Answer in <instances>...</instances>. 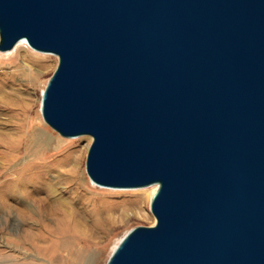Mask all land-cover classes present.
<instances>
[{"label":"water","instance_id":"water-1","mask_svg":"<svg viewBox=\"0 0 264 264\" xmlns=\"http://www.w3.org/2000/svg\"><path fill=\"white\" fill-rule=\"evenodd\" d=\"M57 56L45 124L97 186L157 185L106 264H264V0H0V52Z\"/></svg>","mask_w":264,"mask_h":264},{"label":"bare ground","instance_id":"bare-ground-1","mask_svg":"<svg viewBox=\"0 0 264 264\" xmlns=\"http://www.w3.org/2000/svg\"><path fill=\"white\" fill-rule=\"evenodd\" d=\"M28 50L34 51L22 41L0 52L1 64L19 63L13 70L0 67V233L7 224L13 234L3 242L7 259L0 264H89L93 255L87 256V244H96L111 231L115 215L129 217L133 215L129 210L137 215L140 204H97V193L85 188L82 152L60 155L55 163L43 158L56 141L35 125L39 112L42 119L43 91L38 98L32 97L36 87L32 68L38 63L21 62ZM40 56L34 59L47 62ZM149 187L142 194L147 202L158 186Z\"/></svg>","mask_w":264,"mask_h":264},{"label":"rangeland","instance_id":"rangeland-1","mask_svg":"<svg viewBox=\"0 0 264 264\" xmlns=\"http://www.w3.org/2000/svg\"><path fill=\"white\" fill-rule=\"evenodd\" d=\"M29 50L23 53V57L22 59L21 58L20 59L22 60L21 62L23 61L32 62L33 61L32 63L34 62L38 63V65L35 64V66L32 68V73L36 77V87L34 91H32L33 92L32 97L36 99L40 96L49 78L54 73L57 67V64H58V58L55 55L47 54V53H39L36 51H33L31 53ZM0 54H3V53H0ZM40 55L45 56L47 59V62H44L43 60L39 61L37 59H34V57H41ZM17 64L19 63L5 62L3 64L0 63V67L2 66L7 67V68H4V70L8 68L10 70H13L15 69L14 66ZM18 83H20L21 85H25L24 81H19ZM35 125L38 128H41L46 133H48L56 141L55 143H53L51 147L47 148L44 151L43 158L45 157L47 161L48 159L49 161H52L55 159V161H53L55 163L61 160V157H58L60 155H63V157H65L67 155L72 156V155H75L81 152L83 153V158H82V163H81V168H80L81 174L85 182V188L88 191L97 193V197H96L97 204H101L104 201H109L114 207L130 206L135 203H137V205L140 204L138 205L140 212L137 215H134L135 212L133 210H129L128 213L133 214L129 217L123 216V218L119 219L117 215H115L116 221L111 231L107 233V235L104 238H101L98 241L95 240L96 244H93V242L91 244H87L88 246L86 249L87 256L91 254L93 255L92 256L93 259H91V262L89 264H106L114 247L118 244L119 240L122 238V236L126 232H128L134 227H140V226L151 227L154 225L155 220L149 210L150 199H149V202H147L146 200L142 198L143 192L145 190L151 189L152 187H148L144 189H137V190H130V189H111V188L97 186L96 184L92 183L89 180V178L86 175V171H85V161H86L88 148L91 144V139L88 142V145H86L87 141L89 140L88 137L86 136L77 137V138H63L59 136L56 132L51 130L45 124L43 119H41L40 112L38 114V119L35 122ZM56 156L57 158H55ZM92 184L97 186V188L93 187ZM109 192L115 193V194H107ZM131 211H133L134 213ZM49 226L52 227V225L50 224ZM2 227L3 228L0 233V243H1L0 262L7 259L6 253L8 249L2 247L3 242L4 240L8 239V237L13 235L12 232L8 229L7 224L2 225Z\"/></svg>","mask_w":264,"mask_h":264}]
</instances>
